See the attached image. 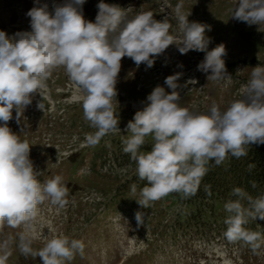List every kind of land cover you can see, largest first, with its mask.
I'll use <instances>...</instances> for the list:
<instances>
[{"label":"clouds","instance_id":"1","mask_svg":"<svg viewBox=\"0 0 264 264\" xmlns=\"http://www.w3.org/2000/svg\"><path fill=\"white\" fill-rule=\"evenodd\" d=\"M85 2L54 3L51 12L46 3L33 7L27 13L31 31L11 37L0 31V228L24 226L26 231L19 234L18 248L25 258L38 256L43 264H66L77 254L83 256L85 244L56 234L46 238L41 249H33V222L39 205L47 201L63 209L68 204V187L61 175L43 183L38 179L41 173L29 158V143L13 133L8 122L15 110L16 122L20 123L23 110L36 94L43 98L37 108L45 111L47 81L54 69L63 68L81 93L78 99L83 117L96 129L85 136L89 145L120 131L114 101L124 57L137 68L144 64L150 69L157 57L176 45L181 55L189 51L205 53L197 70L207 74L208 81L231 78L222 59L225 46L220 44L209 51L210 38L205 33L211 27L189 22L190 13L181 12L182 4L176 6L181 33L177 37L170 34L167 18L158 21L152 12L129 18L126 10L104 0L97 5L95 22L86 20L82 10ZM230 11L231 18L249 26L264 25V0H236ZM181 76L177 72L165 78L164 85L170 92L157 85L125 129L130 135L122 141L123 151L135 162L138 178L147 182L136 199L142 208L170 193H179L184 199L195 196L210 161L220 166L229 156H247L249 145L264 144V66L252 68L239 99L223 110L213 103L207 112L180 105L178 89L197 83L189 79L181 85ZM148 136L153 139L151 150L141 151ZM250 183L256 187L255 181ZM205 190L211 195V186ZM131 192L136 193L135 184ZM232 196L236 199L224 204L229 214L224 221V236L231 243L243 241L256 253L264 245V234L245 225L249 220H264V194L253 197L244 188L235 187ZM144 216L136 212L137 226L144 224ZM10 255L9 241L0 242V264H6Z\"/></svg>","mask_w":264,"mask_h":264},{"label":"rangeland","instance_id":"2","mask_svg":"<svg viewBox=\"0 0 264 264\" xmlns=\"http://www.w3.org/2000/svg\"><path fill=\"white\" fill-rule=\"evenodd\" d=\"M99 2L86 0L82 6L86 20L95 22ZM235 2L104 0L126 10L129 18L141 12H152L158 21L167 18L170 34L177 37L181 33L176 6L182 4L181 12L190 13L189 22L211 27L205 33L210 38L209 51L220 44L225 46L226 55L222 59L231 78L208 81L207 74L197 70L205 53L189 51L181 55L176 45H170L150 69L144 64L137 68L130 58L124 57L116 85L117 101H114L120 131L105 135L95 145L85 141L86 134L96 129L85 121L78 99L81 93L63 68L54 69L47 81L45 111L37 108L43 99L39 94L23 110L20 123L16 122L13 110L8 127L29 143V158L34 169L41 173L38 179L43 183L61 175L68 187V204L63 209L47 201L39 205L33 222L34 250L41 249L46 238L63 234L85 244L83 256L77 254L66 264H264V245L253 253L243 241L231 243L225 238L227 212L224 205L212 202L218 197L206 193L203 181L195 196L184 199L179 193H170L142 208L136 199L147 182L138 178L135 162L124 153L122 143L130 135L125 130L128 122L143 109L151 91L157 85L171 91L164 85L169 75L182 73L178 81L181 85L189 79L197 80L194 85L178 89L180 105L197 112H207L213 103L223 110L240 98L252 68L264 66V25L249 26L231 18L230 9ZM45 3L51 12L54 3L63 4L65 0H0V31L9 37L31 31L27 13ZM152 144V137H146L141 151H150ZM226 160L220 166L210 161L205 177L216 173L222 179L220 173L225 172L222 168ZM133 184L135 194L131 192ZM187 200H192V204ZM138 211L145 214L144 224L140 226L135 219ZM248 229L264 234V220H259L254 229ZM25 231L24 226L0 228V242L8 240L11 250L6 264H43L38 256L25 258L21 254L19 234Z\"/></svg>","mask_w":264,"mask_h":264},{"label":"trees","instance_id":"3","mask_svg":"<svg viewBox=\"0 0 264 264\" xmlns=\"http://www.w3.org/2000/svg\"><path fill=\"white\" fill-rule=\"evenodd\" d=\"M222 169L225 171L223 174L220 173L222 179L218 178L216 173H210L202 179L205 189L206 186H211V195L218 197V200H212V202L224 205L228 200L236 199L232 196V189L235 187L244 188L253 197L264 194V144L249 145L247 156L240 159L230 157ZM251 181L256 182L255 188L251 186ZM187 202L192 204V200H187ZM228 215L227 213L224 217ZM258 222L259 219L249 220L245 227L254 229Z\"/></svg>","mask_w":264,"mask_h":264}]
</instances>
